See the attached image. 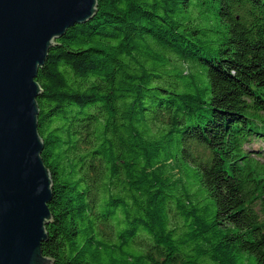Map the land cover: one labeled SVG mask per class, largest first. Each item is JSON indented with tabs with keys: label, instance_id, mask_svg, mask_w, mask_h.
<instances>
[{
	"label": "trees",
	"instance_id": "obj_1",
	"mask_svg": "<svg viewBox=\"0 0 264 264\" xmlns=\"http://www.w3.org/2000/svg\"><path fill=\"white\" fill-rule=\"evenodd\" d=\"M96 1L35 79L43 256L264 264V0Z\"/></svg>",
	"mask_w": 264,
	"mask_h": 264
},
{
	"label": "water",
	"instance_id": "obj_2",
	"mask_svg": "<svg viewBox=\"0 0 264 264\" xmlns=\"http://www.w3.org/2000/svg\"><path fill=\"white\" fill-rule=\"evenodd\" d=\"M96 8V0H0V264H53L41 250L52 181L35 79L55 40Z\"/></svg>",
	"mask_w": 264,
	"mask_h": 264
},
{
	"label": "rangeland",
	"instance_id": "obj_3",
	"mask_svg": "<svg viewBox=\"0 0 264 264\" xmlns=\"http://www.w3.org/2000/svg\"><path fill=\"white\" fill-rule=\"evenodd\" d=\"M259 146H263V143H258V144H256L253 148H254V150H258V148H259ZM264 150V149H263Z\"/></svg>",
	"mask_w": 264,
	"mask_h": 264
}]
</instances>
